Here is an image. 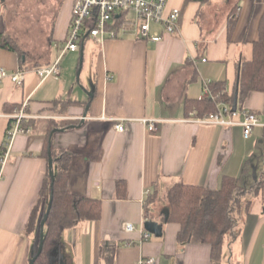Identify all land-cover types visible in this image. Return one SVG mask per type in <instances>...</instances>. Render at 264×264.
Masks as SVG:
<instances>
[{
  "label": "crops",
  "instance_id": "crops-1",
  "mask_svg": "<svg viewBox=\"0 0 264 264\" xmlns=\"http://www.w3.org/2000/svg\"><path fill=\"white\" fill-rule=\"evenodd\" d=\"M73 3L56 0L47 51L40 58L9 32L6 0H0V35L17 45V50L0 45V68L24 73L20 85L0 78V154L11 115L24 102L22 125L29 129L14 138L0 179V264H30L37 253L39 217L46 205L40 190L49 162L44 146L51 125L52 145L70 157L69 192L101 205L98 219L63 231L55 264H139L149 257L155 264H221L222 259L214 263L210 245L178 241L180 225L166 220L164 199L176 183L217 190L230 176L240 178L245 191L261 178L264 183V126H254L246 138L240 124L186 120L196 110L188 112L186 102L200 99L206 82H223L228 94L234 92L238 65L251 59L258 38L264 0H169L167 12L180 10L178 30L167 34L152 24L150 35L161 34L159 41L140 38L116 16L115 37L102 44L90 38L86 58L87 39L80 44L78 77L69 62L73 56L62 65L63 53H58L69 33ZM57 59L60 74L41 80L36 69ZM263 105L262 93L248 92L234 120H242L241 111H251L264 123ZM144 119L155 120V130ZM120 121L124 131L115 128ZM250 159L257 164L251 166ZM247 194L240 227L236 223L228 236L237 245L226 257L229 264H264V192ZM35 207L36 226L28 230ZM147 220L162 225L160 237L149 232L151 237L143 239Z\"/></svg>",
  "mask_w": 264,
  "mask_h": 264
},
{
  "label": "trees",
  "instance_id": "trees-1",
  "mask_svg": "<svg viewBox=\"0 0 264 264\" xmlns=\"http://www.w3.org/2000/svg\"><path fill=\"white\" fill-rule=\"evenodd\" d=\"M91 20L87 21L88 27L92 25ZM235 20L236 17L233 14L227 23L228 33L232 32ZM86 39L81 43H84ZM0 45L17 50V45L3 34L0 35ZM209 85L212 99L188 100L186 102L188 112L196 109L197 116H202L216 111L217 104L220 102L232 105L236 88H238L237 107L239 108L248 92H260L264 97V12L258 23V38L252 44L251 59H242L238 65L234 92L228 94L223 82H210ZM51 127L52 125L48 128L44 154L48 161L51 156L53 166L51 174L48 168L40 190V197L46 202L39 217L40 222L45 215L51 190L53 200L43 227V248L40 254L36 256L34 264H55L53 258L62 245L63 231L72 228L78 222L96 220L100 217L101 205L98 200L77 197L69 192L67 171L70 157L65 151L55 149L52 145ZM261 176H264V170ZM260 190L264 192L262 178L254 183L248 191L243 188L240 178L230 176L223 177L217 190H208L198 185L176 183L167 190L165 195L164 203L169 210L166 220L180 225L177 234L179 242L193 241L210 245L211 257L214 263H217L225 238L235 232L234 228L241 212V199L239 197H243L247 192L256 194ZM248 204L246 203L244 206L246 209ZM234 211L237 213L236 219L233 217ZM37 217L38 207H35L27 225L28 230L35 229Z\"/></svg>",
  "mask_w": 264,
  "mask_h": 264
},
{
  "label": "built area",
  "instance_id": "built-area-1",
  "mask_svg": "<svg viewBox=\"0 0 264 264\" xmlns=\"http://www.w3.org/2000/svg\"><path fill=\"white\" fill-rule=\"evenodd\" d=\"M169 0H74L72 6V19L69 33L67 35L65 45L62 48V53L67 50L75 51L80 48V43L84 39L91 38L95 43L102 44L107 37H115L114 22L117 17L123 19V24L136 29L140 38L152 41H159L161 34L154 33L150 35L152 24L162 26L163 32L173 34L178 30V20L180 10L173 8L166 11V6ZM134 12L135 22L127 19V14ZM91 20V26H87V21ZM59 59L50 65L39 67L36 73L41 80L51 76L60 74ZM10 77L16 85H20L24 80L23 72H7L0 68V78ZM209 81L204 84L203 96L200 99H212ZM26 103H22L14 109L11 115V124L6 131V137L0 154V179L2 177L3 168L9 158V153L14 138L21 133H28L29 129L23 127L22 121L27 117L25 113ZM239 109L232 111V105L220 102L217 104L216 111L197 116L196 110L189 113L187 121H192L201 124H217V125H233L240 124L243 129V135L247 138L251 135L254 126H264L258 116L251 111H241L242 120L237 122L234 117L238 114ZM149 130H155L153 119H144ZM117 131H124V124L120 121L115 125ZM131 224L125 225V230L130 231ZM151 234L147 231L143 232V239L147 240ZM139 264H155V258H142Z\"/></svg>",
  "mask_w": 264,
  "mask_h": 264
},
{
  "label": "rangeland",
  "instance_id": "rangeland-1",
  "mask_svg": "<svg viewBox=\"0 0 264 264\" xmlns=\"http://www.w3.org/2000/svg\"><path fill=\"white\" fill-rule=\"evenodd\" d=\"M233 3L237 2V0H231ZM55 3L56 0H6V6H7V19H8V29L9 32L12 34V36L17 39L21 45L26 49L28 53L31 54H40L39 57L43 58L45 51H47V45H46V35L48 34V29L50 26L51 17H53L55 13ZM228 2L223 7L224 9H227ZM127 19L129 21L135 22V14L134 12L126 13ZM9 37V36H8ZM91 48L90 38L87 39V44L85 45L84 49V55L85 58L87 57V53ZM59 55L61 54V51H58ZM58 55V54H57ZM73 56L69 62L70 65H74L76 68L75 76L77 77V71L79 67V57H80V51H70L67 50L63 54L60 55V60L62 65L65 64V61L68 60V56ZM86 65V60L84 63V69ZM82 80V78L80 77ZM257 155V154H256ZM251 166L256 165V161L253 159H250ZM250 198V194L245 193L243 197H239L241 199V217H243L245 211L244 206L247 202V199ZM165 200V199H164ZM158 201L154 200L156 206L158 208L161 207V204L158 205ZM237 206V205H235ZM233 217L237 218V213L233 212ZM240 220L241 218L237 219V226L240 227ZM228 237V236H227ZM225 238L223 242V248L221 250L220 257L218 259L221 260V264H229L228 261H226V257L230 256L231 251L233 249H236V244H233V240L229 241V237L227 239ZM234 246V247H233ZM224 261V262H223Z\"/></svg>",
  "mask_w": 264,
  "mask_h": 264
},
{
  "label": "water",
  "instance_id": "water-1",
  "mask_svg": "<svg viewBox=\"0 0 264 264\" xmlns=\"http://www.w3.org/2000/svg\"><path fill=\"white\" fill-rule=\"evenodd\" d=\"M83 62V47H81L80 50V67L77 73V77L79 75L80 72V68ZM237 106H238V88H236L235 93H234V99H233V103H232V111H236L237 110ZM87 110V108H86ZM86 110L84 112V117L86 116ZM52 166H53V160L51 158V156L49 157V162H48V168L50 171V174L52 173ZM53 180V177L51 178ZM52 186V183H51ZM52 200H53V192L51 190V193L49 195V200H48V204H47V208H46V212L45 215L42 219V221L39 223V227H40V232H39V245H38V250L36 255L32 258V260L30 261V264H34V260L36 258V256L38 254H40V252L42 251L43 248V227H44V223L47 219L48 216V212L51 208V204H52ZM144 228L150 232L151 234H153L156 237H160L162 235V225L156 221L153 220H147L144 223Z\"/></svg>",
  "mask_w": 264,
  "mask_h": 264
}]
</instances>
